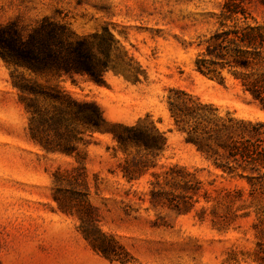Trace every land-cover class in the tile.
I'll use <instances>...</instances> for the list:
<instances>
[{"label":"rangeland","instance_id":"1","mask_svg":"<svg viewBox=\"0 0 264 264\" xmlns=\"http://www.w3.org/2000/svg\"><path fill=\"white\" fill-rule=\"evenodd\" d=\"M224 1L0 0L2 25L33 26L50 16L79 35L107 26L142 71L139 81L107 71L101 82L63 75L50 77L48 84L96 101L110 123H133L148 113L166 135L164 149L132 183L121 175L123 155H113L111 133L83 135L86 197L97 208L101 230L127 253L124 261L105 258L84 239L77 213L62 211L53 199V173L66 174L77 163L72 156L46 152L30 138L29 114L10 83L12 68L0 58V264H264V217L254 206L238 209L249 205L246 191L230 208L212 191L247 188L246 180L225 175L186 143L166 100L170 88H180L222 115L264 120L226 69L222 82L195 69ZM247 1L252 16L264 21V0ZM172 165L193 173L201 184L187 211L149 201L152 173ZM205 189L211 193L208 201ZM243 211L249 214L240 216Z\"/></svg>","mask_w":264,"mask_h":264},{"label":"trees","instance_id":"2","mask_svg":"<svg viewBox=\"0 0 264 264\" xmlns=\"http://www.w3.org/2000/svg\"><path fill=\"white\" fill-rule=\"evenodd\" d=\"M247 2H223L218 27L194 64L199 73L220 82L226 69L264 114V21L252 16ZM0 58L12 68L10 83L29 114L30 138L46 152L72 156L77 163L66 174L53 173V199L59 209L77 213L79 230L92 250L110 260L124 261L127 253L123 246L101 230L97 208L86 197L85 153L79 144L84 134L111 133L116 142L113 155L118 151L123 155L121 175L132 183L164 149L165 132L148 113L133 123H110L96 101L73 97L48 80L84 75L101 82L105 73L112 71L136 82L142 73L139 66L107 26L79 35L68 23L50 16H43L33 26L13 21L0 24ZM166 100L174 125L185 133V142L225 175L247 182V188L213 189L215 197L230 208L246 191L249 205L238 209L254 206L255 214L264 217V120L222 115L217 107L180 88H170ZM152 175L149 201L153 205L162 202L178 212L191 208V199L201 185L193 173L172 165ZM203 196L208 201L211 193L205 189ZM248 214L243 211L240 216Z\"/></svg>","mask_w":264,"mask_h":264}]
</instances>
